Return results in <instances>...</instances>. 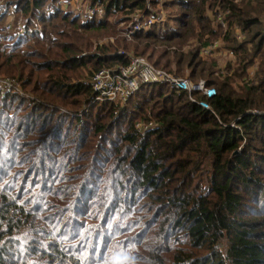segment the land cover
I'll return each mask as SVG.
<instances>
[{
	"label": "trees",
	"instance_id": "obj_1",
	"mask_svg": "<svg viewBox=\"0 0 264 264\" xmlns=\"http://www.w3.org/2000/svg\"><path fill=\"white\" fill-rule=\"evenodd\" d=\"M4 1L0 77L24 95L0 91V264H264V0H89L86 23ZM10 6L27 35L3 32ZM131 55L205 80L211 109L162 84L96 102L94 73Z\"/></svg>",
	"mask_w": 264,
	"mask_h": 264
},
{
	"label": "built area",
	"instance_id": "obj_2",
	"mask_svg": "<svg viewBox=\"0 0 264 264\" xmlns=\"http://www.w3.org/2000/svg\"><path fill=\"white\" fill-rule=\"evenodd\" d=\"M65 13L71 12L81 19L82 22H89L95 17H102L104 9L99 5H92L89 0H60L57 5ZM72 6V8H71ZM12 13L5 24V32L11 36H25L30 30L27 27V19L20 17L14 19L16 7L11 6ZM148 9L150 7L148 6ZM18 13V12H17ZM164 14L156 17L155 15L145 16L140 11L130 17V21L121 24L124 27L123 35L131 41L137 32L150 31L154 24L163 21ZM38 32L42 31L39 26ZM239 39L242 36L238 37ZM219 49V43L202 49V55L214 56ZM123 50L119 54H124ZM127 65H114L110 68H103L95 72L90 80L91 87L95 94L96 102H117L126 103L141 86L147 84H162L169 86L177 92H187L190 100L197 103L201 108L210 110L211 106L207 100L198 101L196 95H203L208 99L216 95V90L209 87L205 80L194 82L187 77H182L175 73H170L154 67L144 56L131 55ZM19 83L14 79L0 78V91L5 93H15L19 90ZM22 93V92H21ZM196 94V95H195ZM152 123L147 125L138 124L139 130H146L152 127Z\"/></svg>",
	"mask_w": 264,
	"mask_h": 264
},
{
	"label": "rangeland",
	"instance_id": "obj_3",
	"mask_svg": "<svg viewBox=\"0 0 264 264\" xmlns=\"http://www.w3.org/2000/svg\"><path fill=\"white\" fill-rule=\"evenodd\" d=\"M160 1H162V0H160ZM4 4H5V1L4 0H0V10L1 9H3L4 10ZM11 7V6H10ZM10 7H7V9L5 8V11L7 12V17H6V20H5V22H4V24H3V32L5 33V34H8V35H10L9 33H6L5 32V24H6V22L8 21V17H9V15H10V13H12V9L10 8ZM71 8H72V6H71ZM158 9H161V6H159V8ZM164 13H162V14H164V16H165V18H164V20L166 19V11H164V10H162ZM161 15V14H160ZM159 15V16H160ZM20 17H23L22 16V14L21 13H14V19L17 21ZM163 20V21H164ZM163 21H161V22H163ZM122 27V26H121ZM115 41H116V39H115V37H108V38H105V39H102V40H99L96 44L97 45H95V46H103V45H106V44H108V43H115ZM224 60H226V56H225V58H223L222 59V62L224 61ZM0 78H2V79H7V78H10V77H5V76H3V77H0ZM10 79H14V78H10ZM14 80H16V79H14ZM17 81V80H16ZM18 82V81H17ZM19 83V82H18ZM19 85H20V83H19ZM24 90H23V88L21 87V85H20V87H19V90L17 91V92H15V93H17V94H21V95H24V92H23ZM22 92V93H21ZM11 93H13V92H11Z\"/></svg>",
	"mask_w": 264,
	"mask_h": 264
}]
</instances>
